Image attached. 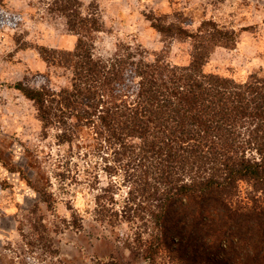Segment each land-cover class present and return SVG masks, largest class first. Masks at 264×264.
Here are the masks:
<instances>
[{
    "label": "trees",
    "instance_id": "obj_1",
    "mask_svg": "<svg viewBox=\"0 0 264 264\" xmlns=\"http://www.w3.org/2000/svg\"><path fill=\"white\" fill-rule=\"evenodd\" d=\"M49 11L78 37L73 51L40 49L49 65L71 71L70 85L37 75L13 88L33 103L44 137L53 132L70 159L87 163L85 173L102 167L107 177L104 186L98 175L89 181L87 223L74 211L64 226L96 231L113 264L163 256L169 264H264V74L238 82L205 71L239 33L213 21L190 32L154 18L164 42L190 43L188 65L124 44L103 58L94 54L102 32L95 0L87 13L81 0H53ZM51 181L30 182L48 210L60 197Z\"/></svg>",
    "mask_w": 264,
    "mask_h": 264
},
{
    "label": "rangeland",
    "instance_id": "obj_2",
    "mask_svg": "<svg viewBox=\"0 0 264 264\" xmlns=\"http://www.w3.org/2000/svg\"><path fill=\"white\" fill-rule=\"evenodd\" d=\"M52 1L0 0V264H113L108 257L112 247L96 242V231L86 228L79 233L64 226L74 211L87 223L86 210L93 199L89 181L98 175L104 186L106 174L102 167L85 173L87 163L70 159L68 150L55 144L53 132L44 137L33 103L13 88L37 75L50 77L56 88L70 85L71 71L49 65L40 54L41 48L73 51L78 41L66 19L49 11ZM81 2L87 13L92 0ZM95 4L102 24L96 57H111L124 44L141 48L150 58L160 54L171 64L188 65L190 43L164 42L151 20L181 22L190 32L213 21L239 33V38L230 49L218 47L205 71L238 82L264 74V0H95ZM59 174L68 181L60 182ZM46 178L60 194L53 210L41 204L30 184ZM241 188L244 194L247 186ZM40 219L45 227L39 225ZM123 231L134 236L127 226ZM156 264L169 262L163 256Z\"/></svg>",
    "mask_w": 264,
    "mask_h": 264
}]
</instances>
